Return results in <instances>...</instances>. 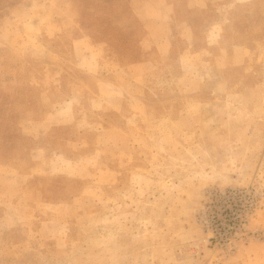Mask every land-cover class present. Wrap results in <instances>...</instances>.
<instances>
[{
    "label": "rangeland",
    "instance_id": "1",
    "mask_svg": "<svg viewBox=\"0 0 264 264\" xmlns=\"http://www.w3.org/2000/svg\"><path fill=\"white\" fill-rule=\"evenodd\" d=\"M0 264H264V0H0Z\"/></svg>",
    "mask_w": 264,
    "mask_h": 264
}]
</instances>
